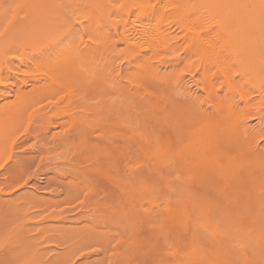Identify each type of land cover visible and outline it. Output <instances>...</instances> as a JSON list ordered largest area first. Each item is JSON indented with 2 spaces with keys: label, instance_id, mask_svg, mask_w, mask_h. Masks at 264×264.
Returning <instances> with one entry per match:
<instances>
[{
  "label": "rangeland",
  "instance_id": "rangeland-1",
  "mask_svg": "<svg viewBox=\"0 0 264 264\" xmlns=\"http://www.w3.org/2000/svg\"><path fill=\"white\" fill-rule=\"evenodd\" d=\"M88 2L100 7L82 33L85 55L70 60L78 62V74L44 95L16 99L19 82L29 92L31 80L49 78L43 40L59 24L61 0H0V108L15 111L26 98L31 101L15 128V120L0 125V261L136 264L144 248L155 245L157 259L176 264H261L264 158L257 140L264 132V107L254 88H264V50L252 56L251 71L234 59L251 44H264L259 7L243 6L258 0ZM113 3L145 7L120 10ZM124 26L141 33L135 38L141 53H131L123 42ZM224 30L248 41L227 49ZM195 33L217 34L224 45L187 53L184 38ZM156 34H163L159 42ZM230 81L252 99V108L229 92ZM204 88L218 110L207 104ZM213 123L222 136L233 132L235 143L228 149L225 141L204 156L210 168L200 173L199 166L180 160L179 150ZM160 130L158 148L154 133ZM237 162L254 170L252 179L261 173L255 192L217 177L219 169ZM203 205L208 216L200 211Z\"/></svg>",
  "mask_w": 264,
  "mask_h": 264
},
{
  "label": "bare ground",
  "instance_id": "bare-ground-1",
  "mask_svg": "<svg viewBox=\"0 0 264 264\" xmlns=\"http://www.w3.org/2000/svg\"><path fill=\"white\" fill-rule=\"evenodd\" d=\"M258 12L260 14H257V16H261V12L260 11H258ZM230 15H232L231 16V18H232V17H234L235 14H230ZM229 20H230V17H228L227 20L224 21V23H225L224 25H227L228 26L227 23H228ZM255 20H257V19H255ZM255 20H252V21L256 22ZM254 22L252 23L250 21V23L249 22L248 23L251 25V24H254ZM245 23L243 24L242 27L247 28L248 26H250V25L245 24ZM255 24L256 25L258 24L257 25L258 27L260 26L259 25L260 24L259 22L258 23H255ZM255 29H252L251 34L254 33ZM226 31L227 30H224L225 33H227ZM138 34H141V33H137L136 32V29L132 30L131 28H127V26H124L123 29H122V34L120 36L123 37V38L122 37L121 38H122L123 42H125L127 44L126 46L128 47V49H129V51L131 53H141V46L139 45V43L135 39L137 36H139ZM160 34H156L155 35V37H156V40L155 41L159 42V40H162V38H163L162 35L163 34L162 35H160ZM185 36L186 35H184V37ZM224 36H225V34H224ZM226 36L228 37V41H229L228 42V46L226 47L227 49H229V48H241L242 45H244V43L248 41V37L247 36H244V37L238 36L236 39H234L228 33H227ZM167 37L171 41H174V40L177 39L176 38L177 36H175L173 34H169V36H167ZM230 38H231V40H230ZM184 39L188 43L187 53H192L193 50H195V51L201 50L204 53H209V52L214 51L216 49L217 50L218 49H221L223 47V45H224V42L223 41H222L223 43L220 44V42H221L222 39L217 34H215L213 36H210V35L206 36V35H199V34H196L195 33V34H192V35H187ZM209 43H211L213 45L211 48H209V46H208ZM39 47H40V45H39ZM260 48H263V50H264V44H262L260 47L251 44L250 45V48H248V50H246V52L244 54H242V56L236 55L234 57V59L236 60L239 68H242V69L243 68L244 69L247 68L248 71L249 70L251 71V69H249L247 66L250 65L251 63H255L256 62V60L252 56L253 55L255 56V54L258 52V50ZM40 51H41V49H40ZM41 56H43V53H42ZM263 56L264 55L262 54V57ZM46 58L47 57H45V59ZM77 67H78V62H75V61L74 62L69 61L67 65L60 66V67H52V68L47 67V69L49 68L47 70V72H46V76L49 77L48 79L46 78L45 81L44 80H31V82H32V84H31L32 85V90L29 91V92H25V90L28 89L27 88L28 86H26L27 83L21 81V82H19L17 84V82H16V84L18 86L17 91L15 92L12 89V90L9 91V94H11L12 92H15L16 93L15 94L16 99H18V98H25V97H28L29 98L30 94H33V93H37L39 95H42V94L44 95L45 92L47 93L49 91L48 90L49 86L51 87V89L53 87H55V88L56 87H60V85H58V84H60L61 81H68V79L70 78V76H72L74 74L77 75L78 74ZM220 68H222V66ZM222 70H223V68H222ZM224 74H225V72H224ZM58 75L61 78H58L57 77ZM243 79L246 82H248V80L246 79V77H243ZM45 82H47L48 85L45 84ZM227 84H229V83L227 82ZM229 85L230 86L228 88L231 91H229V90L228 91L230 93H232V92L234 93L235 92L236 93V97L238 96V98L240 99L241 103L243 104L244 107H246V109L252 108L254 106V103H253L252 99H250L248 96L245 95V93H243L239 89H237L234 86V84L231 83V81H230V84ZM254 89H255L256 92L259 93V101H260L259 104H261L264 107V88L263 87L262 88L261 87H256ZM205 90L207 91V96H206V102H207V104L210 105L212 108L218 110L219 105H216L214 103V98H213V95L211 94L212 92L209 89H205ZM230 93H228V94H230ZM3 95H5V94H2L1 96L3 97ZM28 98H26V101L24 102L25 104L23 103L24 105L21 106V107H19L18 109L15 108V111H14V108L12 109L13 111L10 110L11 109L10 106H9L10 109L8 107H6V106L5 107H1L0 108L1 109L0 110V125L1 124L6 125L10 120H12V121L15 120V123L16 124L13 125V128H15L16 125H17V120H19V119L21 120L22 117H24V114L23 113L26 112L25 109H27V108L30 107L29 104H30L31 101H28ZM261 113L262 112H258L259 115H262L263 114V113L262 114ZM0 128H2V127L0 126ZM219 129H221V128L218 125H216V124L213 123L211 125H206L204 129H201L200 131L196 132L195 135L193 136L195 138V143L194 144H192V143L191 144L190 143L189 144H186L184 146V148H181V149L178 147L180 149L179 150V156H180V158H182L180 160L186 161L185 163L189 162V165L190 166H194V165L199 166V168L197 167L198 168L197 170H199L200 173L204 172L206 170V168H210V166L208 165L209 164V160H206V162L205 161L202 162V160H205V158H206L204 156L210 157V155L212 154V152L214 153V151L218 147H219L218 148V150H219L220 147H223L224 146L223 144H225V141H227L229 143V144H226V146H227L228 149H230L233 146V144L235 143V140H234L235 138L233 136V132H232V134L227 133L228 136L227 135H225V136L223 135L224 136V139H222L221 137H223V136H222L221 132H220V134L217 133ZM229 145H230V147H229ZM220 151L221 152H224V150H220ZM254 152H252V155L254 154ZM175 160H177V159H175ZM175 167H176V165H175ZM252 170L253 169L251 167L248 168L247 166H243L241 163L237 162L235 164H229V165L224 166L223 168L219 169L216 172V174H217V177H219V178L222 177L223 180L232 181V182L234 180H236L239 183V185L245 186L246 188L248 186V189H249L248 192H255V190L258 189V184L260 183L259 176H262V175H261L260 172H258L259 175L257 176V178L256 179H252V176L255 175L254 170L253 171ZM244 180H246V182H244ZM230 184L234 185L233 183H230ZM145 189H146V187H145ZM180 189L182 190L181 187L179 188V190ZM225 191H227V190H225ZM182 197L183 196H181V198ZM183 199H184V197H183ZM188 205L189 204L185 205L183 207L184 208L183 210H185L187 207H191V206H188ZM200 207H201L200 208L201 213H203L206 216H208L210 214V213H208L209 211L207 210V208H206L205 205L200 206ZM259 215H260V213H259ZM184 218L185 217H183V219H182V216H181L182 221H184ZM182 224L183 223H181V225Z\"/></svg>",
  "mask_w": 264,
  "mask_h": 264
},
{
  "label": "snow or ice",
  "instance_id": "snow-or-ice-1",
  "mask_svg": "<svg viewBox=\"0 0 264 264\" xmlns=\"http://www.w3.org/2000/svg\"><path fill=\"white\" fill-rule=\"evenodd\" d=\"M148 7H155V5H147ZM244 7H259L261 18L264 20V0H258V4H245ZM15 8L23 9L26 5L17 4ZM61 10L59 24L56 27L49 29L43 40L44 56L50 61V67H60L67 65L71 59L83 57L85 55L82 50L87 45L83 44L84 36L82 33L89 28V21L95 16V9L100 7L99 4L89 3L88 0H61L58 5ZM112 8L120 10H131L145 7V5L132 3H113ZM19 15L20 13H16ZM111 15H116L112 13ZM3 33H0L2 35ZM88 39L93 37L89 32ZM209 48L213 45L209 43ZM174 56H161L160 60H171ZM223 86V81H221ZM199 115V109L195 111V116ZM202 118V117H201ZM254 118V117H253ZM163 137V130L159 133H154V138L157 147L159 148L160 139ZM257 146L260 150L262 158H264V132H262L257 140ZM161 236L164 235L163 226H161ZM158 249L155 245L144 248L141 255L143 259L136 262V264H176L173 260L157 259ZM0 264H12L11 261H0ZM229 264H237V262H229ZM264 264V260L261 261Z\"/></svg>",
  "mask_w": 264,
  "mask_h": 264
}]
</instances>
